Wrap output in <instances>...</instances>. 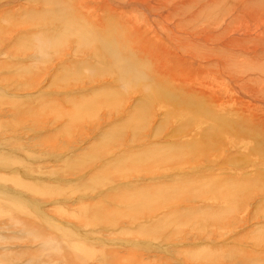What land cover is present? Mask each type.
<instances>
[{
  "label": "rangeland",
  "instance_id": "obj_1",
  "mask_svg": "<svg viewBox=\"0 0 264 264\" xmlns=\"http://www.w3.org/2000/svg\"><path fill=\"white\" fill-rule=\"evenodd\" d=\"M51 1L0 0V264H264V98H254L256 92L264 94L258 81L264 71L256 64L255 77L235 72L240 78L226 74L222 84L224 69L210 67L227 52L235 54V63L243 61L237 56L244 49L240 37L233 34L242 19L236 26L234 17L248 0H238L233 9L226 4L237 0H214V8L209 0L159 1L156 13L169 8L165 17L173 26L168 42L157 32L145 35L139 25L143 12L127 15L131 8L117 6L124 0H106V9L100 0L79 9L83 14L61 0L50 6ZM57 8L65 19L50 15ZM96 15L105 21L102 27ZM250 16L255 28L264 24V16ZM131 17L135 23L124 25ZM231 21L233 29H224ZM188 27L209 31L203 34L206 43L189 37ZM132 28L148 40L146 52L136 51ZM84 33L88 39L79 36ZM263 33L264 26L256 30V36ZM230 38L236 45L211 49ZM252 49L264 63V43ZM158 52L167 67L182 70V78L187 71L190 79L191 73L196 78L210 71L222 77L217 84L204 86L200 77L201 84L190 83L200 95L190 105L183 103L190 107H179L180 98L172 103L171 96L163 97L174 95L178 79L161 86L148 76ZM199 57H205L203 64ZM117 59L124 63L121 70L132 69L127 77L113 66ZM231 82L248 97L231 93ZM248 103L254 106L250 118L242 111Z\"/></svg>",
  "mask_w": 264,
  "mask_h": 264
},
{
  "label": "bare ground",
  "instance_id": "obj_2",
  "mask_svg": "<svg viewBox=\"0 0 264 264\" xmlns=\"http://www.w3.org/2000/svg\"><path fill=\"white\" fill-rule=\"evenodd\" d=\"M48 0H43V3H44V5H46V2H47ZM86 1L90 4L89 6H87L88 4H86V5H84L85 3H86ZM99 1L100 0H61V2H65L66 4V6L67 7H69V9L70 10H72V11H75V13H79V14H81L80 13V10L79 9H89V7H92L94 4H97V3H99ZM101 1H104L105 3H104V8L106 9L107 8V6H108V3H107V1L106 0H101ZM111 1V0H110ZM114 1V0H113ZM118 1V0H117ZM120 1H122L123 2V0H120ZM159 1H163V0H130V1H128V0H124V2L123 3H117V6L119 7V8H124V9H126V8H128V9H132L130 12H129V14L127 13V15H131L132 16V14L133 13H135V12H143V18H144V20L145 21H143L142 22V24H139L141 27H142V29H144V33H145V35L146 34H150V33H152V32H155V34H156V32L157 33H159V34H161V36L165 39L164 41H167L168 40V38H167V35H166V33H167V31H168V29L170 28V29H172L173 28V26H171L170 25V23H168V22H170V21H168L167 20V18L165 17V14L168 12V10H169V8H162V6L164 7V5H163V3H162V6H161V10L162 11H159V13H156V11H157V9H156V7L157 6H159V3H161V2H159ZM194 1H196V0H194ZM198 1V0H197ZM214 0H209V3H210V6H211V4H212V2H213ZM218 1V0H217ZM234 1V0H233ZM239 1H243V0H239ZM239 1L237 0L236 2H231V3H225L226 5H231V6H229V8L230 9H233V7L235 6L236 7V5L237 4H239ZM264 1V0H263ZM50 2V1H49ZM48 2V3H49ZM148 3V5H147V3ZM184 2H185V0H184ZM199 2V1H198ZM220 2V1H219ZM227 2V1H226ZM229 2V1H228ZM240 2V3H241ZM247 2V1H246ZM47 3V4H48ZM54 3H58L57 1H55V0H52L51 1V3H49L50 4V6H53L52 4H54ZM60 3V2H59ZM58 3V4H59ZM82 3V4H81ZM114 3H116V2H114ZM192 3H193V1H192ZM200 3V2H199ZM223 3V2H222ZM234 3V4H233ZM263 2L261 1V0H248V2L247 3H245V1H244V4H245V6L242 8V9H240V7L238 6L237 8L239 9V15L237 14V18H235L234 17V19H237L236 20V26H240L241 25V23H240V20L242 19V25H243V23H244V21L245 22H247L246 23V26H240V27H236V29H235V27L233 26V22L231 21V24L229 25V24H227L226 26H225V28L224 29H226V30H232L233 29V27H234V33L233 34H235V35H239V37H240V39H238V41H237V43L242 47V48H244V49H241V50H239V52L237 53V56L239 57V58H241L242 57V59H243V61L241 62V60H240V64L237 62V63H235L234 62V59H236L235 57H234V55L232 54V53H229V52H227V55H225V53H224V55L223 56H225L226 58H223L222 57V59H220V58H216V59H213V62L212 61H210V62H212L213 64H211L210 65V67L211 66H214V68H215V66H217L218 67V69L219 68H221V69H224L222 72H223V74H222V76L224 77V78H222V80H221V82H222V84H224L226 81H227V75L226 74H231V76H233L234 78H236V79H238V78H240L239 76H241V75H247V73H252V75H250V76H252V77H255V76H253V74L254 73H256V70H253V69H256L255 68V66H257L256 64H260V66L263 68L262 70L264 71V63H262V61L260 60V58L258 57V56H256V54H255V52L253 51V49L252 48H257V44H259L260 45V43L263 45V43H264V33L263 34H259V35H257L256 36V30L257 29H262L263 28V26H264V24L263 23H259V25H257V27L255 28V26H254V22H255V20L253 19V17H251L250 15H252V16H254V17H256V16H260V17H262V16H264V14H261L260 12H263L264 13V4H263V6L261 7L260 5L262 4ZM57 4V5H58ZM102 4V3H101ZM106 4H107V6H106ZM166 4V3H165ZM185 4H186V2H185ZM196 4V3H195ZM202 4V3H201ZM215 4V3H214ZM218 4V3H217ZM56 5V6H57ZM200 4H198V6H199ZM209 5V4H208ZM55 6V5H54ZM196 6H197V4H196ZM195 6V7H196ZM216 6V5H215ZM214 6V7H215ZM259 6H260V8H259ZM60 7V6H59ZM110 7V6H109ZM167 7V6H166ZM180 7V6H179ZM178 7V8H179ZM194 7V6H193ZM193 7H192V9H193ZM203 7V6H202ZM202 7H200L201 9H202ZM211 7H213V6H211ZM213 7V8H214ZM257 7V8H256ZM52 8V7H51ZM50 8V9H51ZM118 8V9H119ZM55 9V8H54ZM58 10H55V12H54V10H52L51 12H49L50 13V15H53V14H55V15H53V17H55V19H58V17H57V15L59 16V15H62V17L64 18V15L63 14H60V12L59 11H61V9H59V8H57ZM68 9V8H67ZM109 9V8H108ZM188 9V8H187ZM192 9H190V10H192ZM211 9V8H210ZM104 10V9H103ZM178 10V9H177ZM196 10V12H197V9H195ZM224 10V9H223ZM235 10V9H234ZM91 11H92V9H91ZM193 11V10H192ZM199 11H201L200 9H199ZM211 11H213V9H211ZM225 11V10H224ZM95 12V11H94ZM177 12V11H176ZM109 13H112L113 14V12H112V10H110L109 9ZM131 13V14H130ZM189 13V12H188ZM191 13H194V12H191ZM207 13V12H206ZM57 14V15H56ZM83 14V13H82ZM105 14V12L103 13V15ZM107 14V13H106ZM124 14V17H126V15H125V13L123 12L122 13V15ZM175 14H177V13H175ZM201 14V13H200ZM248 14H250V15H248ZM108 15V14H107ZM121 15V16H122ZM198 15V14H197ZM207 17H208V15H210V14H205ZM213 15V14H212ZM224 15V14H223ZM34 16V15H33ZM97 16V15H96ZM181 16V20H185L186 18L184 17V16H182V15H180ZM203 16V15H202ZM259 16H258V19H259ZM32 17V16H31ZM50 17V16H49ZM52 17V18H53ZM67 18H68V16H66ZM73 17V16H72ZM75 17V16H74ZM82 17V16H81ZM99 17V18H98ZM117 15L116 16H114V17H111V18H113V21L111 22L112 23V27H113V29H114V26H117V24H116V21H117ZM133 17V16H132ZM132 17L129 19V21L127 22V21H125V23H124V25L126 24V26L127 25H132L133 23H135V22H133V20H132ZM201 17V16H200ZM205 17V16H204ZM206 17V19H208ZM214 17H216V14L214 15ZM35 18H38V20H44V18H42V17H35ZM96 18V21H98L99 22V24H98V26L100 25L101 27H102V25L101 24H105V21L104 20H102V18L100 17V16H97V17H95ZM94 18V19H95ZM185 18V19H184ZM65 19V18H64ZM74 19V21H75V19L76 18H73ZM174 19V18H173ZM194 19V18H193ZM205 19V20H206ZM216 19V18H215ZM214 19V20H215ZM70 20H72V19H70ZM77 20H78V17H77ZM80 20V19H79ZM116 20V21H115ZM125 20H127V17H126V19ZM141 20V19H140ZM175 20V19H174ZM180 20V21H181ZM168 21V22H167ZM176 21V20H175ZM221 21V20H220ZM220 21H219V23H220ZM139 22V21H138ZM210 22V21H209ZM97 23V22H96ZM194 21H193V25H194ZM197 23V22H196ZM208 23V22H207ZM218 23V22H217ZM172 24V23H171ZM174 24V23H173ZM178 24V23H177ZM191 24V23H190ZM190 24H188V25H190ZM201 24H202V22H201ZM204 24V23H203ZM206 24V23H205ZM216 24V23H215ZM120 25V28H125V26L123 25V24H119ZM198 25V24H197ZM217 25V24H216ZM220 25V24H219ZM196 26V25H195ZM195 26H192L193 28L195 27ZM202 26V28H203V25H201ZM96 27V26H95ZM108 27V26H107ZM168 27V28H167ZM172 27V28H171ZM180 27V26H179ZM184 27V26H183ZM205 27V26H204ZM206 27H207V25H206ZM205 27V28H206ZM66 28H69V27H66ZM110 28V27H109ZM116 28V27H115ZM175 28V27H174ZM190 29L189 27H188V29H186L187 30V32H189V34H187V33H185V34H187L189 37H191L192 39H194L195 41H200V40H205V43H206V39H208V38H205L204 36H203V34H205V33H207V32H209V31H206V29H204L203 31H200L199 29V31L198 30H196V29ZM197 28V27H196ZM218 28V27H217ZM105 29V28H104ZM111 29V28H110ZM133 30H134V32L137 34H135L136 36H135V38L137 39V41L134 43L133 41V43H134V45H136V51L137 52H142V49L146 52L147 50H148V44H147V42H148V40H147V42H146V40H144V39H142V35H141V37L139 36L140 35V33H139V29L138 30H136V29H134V28H132ZM209 29H212V28H210L209 27ZM220 30H221V28H219ZM254 29V32H251L252 30ZM84 30V29H83ZM126 30V29H125ZM128 30V29H127ZM215 30V29H214ZM219 30V31H220ZM226 30H225V32H223V33H221V34H219V35H225L226 34ZM111 31V30H110ZM113 31H115V30H113ZM116 31H117V29H116ZM171 31V30H170ZM174 31V30H173ZM44 32V31H43ZM66 32H68L69 33V30H67ZM66 32H65V35H66ZM84 32H86V31H84ZM112 32V31H111ZM180 32V31H179ZM169 33V32H168ZM89 34V33H88ZM88 34L86 35V33H84V34H80L79 36L82 38V37H86L87 38V36H88ZM127 34L128 35H130V38L132 39V32H130V31H128L127 32ZM154 34V35H155ZM173 35H174V33H172ZM252 34H253V36L255 35V37H252ZM64 34H62V36H63ZM64 35V36H65ZM70 35V34H69ZM180 35V34H179ZM178 35V36H179ZM184 35V34H183ZM228 35V34H227ZM231 35V34H230ZM175 36H177V35H175ZM38 37V36H37ZM56 37V36H55ZM91 37V36H90ZM125 37H127V36H125ZM168 37H170V36H168ZM174 37V36H173ZM181 37H182V35H181ZM41 38V37H40ZM51 38V37H50ZM64 38V37H63ZM79 38V37H78ZM134 38V37H133ZM147 38V37H146ZM176 38V37H175ZM179 38V37H178ZM235 38H237V37H235ZM44 39V38H43ZM88 39V38H87ZM86 39V40H87ZM128 39V38H127ZM135 39V40H136ZM150 39V38H149ZM182 39V38H181ZM212 39V38H211ZM217 39V38H216ZM225 39V38H224ZM231 39V38H230ZM38 40V39H37ZM45 40H46V38H45ZM50 40V39H49ZM49 40H48V42H45V43H49ZM85 40V39H84ZM83 40V41H84ZM85 40V41H86ZM189 40V39H188ZM84 41V42H85ZM181 41V40H180ZM184 43H185V41L184 40H182ZM81 42V41H80ZM168 42V41H167ZM202 42V41H201ZM86 43H87V41H86ZM92 43V42H91ZM153 43V42H152ZM171 43V42H170ZM204 43V44H205ZM233 43H234V39H231V40H229V42H227V43H225V45H223V46H220V48L218 49H216V48H211L213 51H215V50H217V51H222V49H229V47H231V46H233ZM50 44V43H49ZM84 44V43H83ZM82 44V45H83ZM151 44V43H150ZM189 44V43H188ZM213 44V43H212ZM235 44V43H234ZM80 45H81V43H80ZM80 45H79V47H80ZM99 45H101L102 47V50H108V44H107V42L106 43H103V42H101V44H99ZM138 45H139V47H138ZM167 45V44H166ZM218 45V44H217ZM236 45V44H235ZM85 46H87L86 44H85ZM84 46V47H85ZM90 46V45H89ZM89 46H88V49H89ZM92 46V45H91ZM177 46V45H176ZM180 48H183V46H182V44H181V42H179V45H178ZM248 46H250V48L249 49H247L248 48ZM135 47V46H134ZM211 47V46H210ZM81 48V47H80ZM86 48V47H85ZM91 48H94L93 46L91 47ZM157 48V47H156ZM202 48V47H201ZM95 49H97V47L95 48ZM99 49V48H98ZM149 49H150V47H149ZM90 50V49H89ZM92 51V50H91ZM133 51V50H132ZM152 51H154V50H152ZM182 51V50H181ZM187 51V53L189 54L190 53V51L189 50H187V49H185L184 48V52H186ZM258 51V50H257ZM256 51V52H257ZM90 52V51H89ZM207 52V51H206ZM224 52V51H223ZM234 52V51H233ZM236 52V51H235ZM234 52V53H235ZM126 53V52H125ZM172 53V52H171ZM207 53H209V52H207ZM147 54V53H146ZM153 54V53H152ZM187 54V55H188ZM137 55V54H136ZM172 55H174V54H172ZM177 55V54H176ZM208 55V54H207ZM170 56V55H169ZM261 56V55H260ZM264 56V54L261 56V57H263ZM174 57V56H173ZM172 57V58H173ZM178 56H176V58H177ZM197 57V56H196ZM196 57H194L193 56V58H196ZM152 58L154 59L153 60V64L151 65L152 67H151V69H149V70H147L148 71V76L152 79V81L151 82H155V84H158V85H161L162 86V81H163V84L164 85H166L167 84V82H166V79H172L173 81H175L176 79H178L177 81L178 82H176L177 83V85L175 86L176 88H174L173 89V91H172V89H171V91L172 92H174V95L172 94V95H168V94H165V95H163V97L164 98H166V100H167V98L168 97H170L171 96V98H170V102H172V103H174V99H176V98H180L181 99V103H179V107H181V106H183V105H185L186 103L187 104H189L191 101H193L192 100V98H193V96L194 95H200L199 93H198V91H197V88L195 89V88H193V86L191 85L190 86V83H192L193 85L194 84H197L198 82H197V80L196 79H198L199 77H200V81L202 82V84L204 85V83L205 84H207L208 82H215V84H217L218 82H219V80H220V78L222 77H216L215 75H214V73H212L211 71H210V73H203L202 75H199V77L198 76H196V78H195V75L193 74V73H191V79H190V74H189V71H187L186 72V74H185V77L184 78H182L181 77V74H182V70H180L178 67L175 69V67L174 66H176L175 64H174V70L172 69L173 67H170L169 65V67H167V65H166V62L167 61H162V54H161V52H158V53H154V55L152 56ZM179 58V57H178ZM186 58V57H185ZM181 59V58H180ZM199 59H200V62L203 64L204 63V61H205V57L203 58L202 57V60H201V58L199 57ZM261 59H263V58H261ZM123 60V59H122ZM182 60H183V58H182ZM196 60V59H195ZM204 60V61H203ZM248 60L249 61H251L250 62V64L248 63ZM118 61V62H117ZM117 61L115 60L114 61V65L113 66H117L118 68H119V70L122 72L121 73V76H123V78L124 77H127L126 75L128 74V72L129 71H132V69H130L129 67V69L128 70H126L125 68H124V70H126V71H124V70H121V67H122V64H124V63H121L120 61H119V59H117ZM139 61V60H138ZM145 61H147V63L149 62L148 61V59L147 60H145ZM177 62H178V60H176ZM185 61V60H184ZM196 61H198V60H196ZM123 62V61H122ZM193 65H194V62H193V60H191L190 61ZM126 63V62H125ZM152 63V62H151ZM169 63V62H168ZM196 63V62H195ZM235 63V64H234ZM129 64V63H128ZM128 64H125L126 66L128 65ZM185 64V63H184ZM242 64V65H241ZM249 64V65H248ZM124 65V66H125ZM198 65V64H197ZM208 65V64H207ZM237 65V66H236ZM241 65V66H240ZM81 66V65H80ZM129 66V65H128ZM205 66V65H204ZM259 66V65H258ZM148 67H150V66H148ZM181 67H183V66H181ZM186 67V66H185ZM188 67V66H187ZM76 68V67H75ZM189 68H191V67H189ZM189 68L187 69V70H189ZM206 68V67H205ZM123 69V68H122ZM215 69H217V68H215ZM220 69V70H221ZM212 71H213V68L211 69ZM259 70H260V68H259ZM258 70V71H259ZM136 71V70H135ZM138 71V70H137ZM143 71V70H142ZM195 71V70H194ZM193 71V72H194ZM198 71V70H197ZM207 71H208V69H207ZM230 71H231V73H230ZM217 72V71H216ZM239 75L238 77H237V75H236V73ZM125 75H124V74ZM140 73V72H139ZM195 73V72H194ZM16 74V73H15ZM197 74V73H196ZM102 75V74H101ZM134 75V74H133ZM264 75V74H263ZM135 76V75H134ZM141 76V75H140ZM173 76H175V78H173ZM215 76V77H214ZM230 75H228V77H229ZM256 76H258V75H256ZM33 77V76H32ZM138 77V76H137ZM149 77H147V78H149ZM162 77H163V79H162ZM249 77V76H248ZM248 77H246V79L248 78ZM251 77V78H252ZM133 78V77H132ZM136 78V77H135ZM149 78V79H150ZM188 78V79H187ZM243 78V77H242ZM259 78H261V76H259ZM258 78V81L259 82H261L262 84L264 83V78L261 80V79H259ZM140 79V78H139ZM139 79H134L135 81H137V80H139ZM127 80V79H126ZM141 80V79H140ZM229 80V79H228ZM240 80V79H239ZM243 80V79H242ZM255 80V79H254ZM132 81H133V79H132ZM142 81V80H141ZM204 81H207V82H204ZM170 82V81H169ZM240 82V81H239ZM250 82V81H249ZM135 83V82H134ZM137 83V82H136ZM234 83V82H233ZM233 83L231 82V88H232V91H231V93H233V94H235V95H237V96H239L240 98L242 97V94L243 95H245L246 94V92H247V90L246 91H243V90H241L240 88H238L237 87V84H236V87L233 85ZM236 83H237V81H236ZM198 84H201V83H198ZM239 84V83H238ZM249 84V83H248ZM259 85H260V83H258ZM203 85H201V86H203ZM210 85V84H209ZM167 86V85H166ZM169 86V85H168ZM171 86V85H170ZM205 86V85H204ZM208 86V85H207ZM217 86V85H216ZM241 86H243V84L241 85ZM248 86H250V85H248ZM195 87V86H194ZM217 87H219V86H217ZM228 87V86H227ZM251 87V86H250ZM254 87V86H253ZM253 87L250 89V91L252 92V90H253ZM256 87H258V86H256ZM260 87H261V85H260ZM259 87V88H260ZM199 89V88H198ZM201 89V88H200ZM208 90V89H207ZM211 90H212V88H211ZM213 90H215V89H213ZM227 90H228V88H227ZM261 90V89H260ZM259 90V91H260ZM216 91V90H215ZM220 91V90H219ZM218 91V92H219ZM249 91V90H248ZM153 92V91H152ZM210 92V91H209ZM217 92V91H216ZM221 92V91H220ZM219 92V93H220ZM226 92V91H225ZM263 92V91H262ZM159 93V92H158ZM157 92H156V95L158 94ZM224 93V92H223ZM161 95L159 96V97H161L162 98V93H160ZM137 95V94H136ZM152 95V93H149V95L148 96H151ZM154 96H155V93H154ZM208 96V95H207ZM213 96V95H212ZM246 97H248V92H247V94L245 95ZM249 96H250V93H249ZM202 97V96H201ZM204 97V96H203ZM252 97H254V96H252ZM260 97H262V99L264 98V94L263 93H261V92H256L255 93V97L254 98H260ZM212 98V97H211ZM198 99V98H197ZM235 99H237V97L235 98ZM240 100V99H239ZM245 100V99H244ZM243 101V100H242ZM255 101V100H254ZM177 102V101H176ZM175 102V103H176ZM194 102V101H193ZM234 102V101H233ZM244 102V101H243ZM242 102V103H243ZM183 103H185V104H183ZM238 103V102H237ZM245 103V102H244ZM253 104H255L256 106H257V103H253ZM190 105V104H189ZM189 105H185V106H187V107H190ZM210 105H211V103H210ZM214 105V104H213ZM243 105V104H242ZM164 106V105H163ZM252 105H250L249 103H248V105H246V107L247 108H249V109H247V108H244V109H242V111L243 112H246L247 113V117H249L250 118V116H252V113L254 112L253 111V109H251L250 107H251ZM255 106V107H256ZM260 106H262V105H260ZM259 106V107H260ZM243 107V106H242ZM241 107V108H242ZM252 107H254V106H252ZM258 107V106H257ZM169 108V107H168ZM178 108V107H177ZM186 108V107H185ZM178 109H180V108H178ZM260 109V108H259ZM188 110V109H187ZM250 110V111H249ZM263 110V109H262ZM186 111V110H185ZM208 111V110H207ZM239 112V111H238ZM211 113V112H210ZM171 114V113H170ZM207 114V113H206ZM74 115V114H73ZM212 114H210V116H211ZM263 115V114H262ZM199 116V115H198ZM208 116V115H207ZM261 116V115H260ZM206 117V116H205ZM245 118V117H244ZM248 118V119H249ZM252 118V117H251ZM205 119V118H204ZM253 119V118H252ZM251 119V120H252ZM241 120V119H240ZM243 120H245V119H243ZM177 121V120H176ZM197 121V120H196ZM204 121V120H203ZM203 121H201V123L203 122ZM206 121H208L207 120V118H206ZM249 121H250V119H249ZM191 122V121H190ZM205 122V121H204ZM256 122V121H255ZM172 123V122H171ZM188 123V122H187ZM192 123V122H191ZM200 123V124H201ZM206 123V122H205ZM250 123V122H249ZM249 123H248V125H249ZM261 123V122H260ZM190 124V123H189ZM203 124V123H202ZM209 124V122L207 123V125ZM246 124H247V122H246ZM152 125V124H151ZM185 125V124H184ZM206 125V126H207ZM211 126H212V124H210ZM257 125V124H256ZM261 125V124H260ZM237 126V125H236ZM213 127V126H212ZM212 127H210V128H212ZM246 127H248V126H246ZM252 127H255V125L253 124V123H251L250 124V130L252 129ZM183 128V127H182ZM207 128V127H206ZM209 128V127H208ZM214 128V127H213ZM221 127L219 126L218 127V131H220L219 129H220ZM186 129V128H185ZM247 130H248V128H246ZM114 130H118L117 128H114ZM120 130V129H119ZM205 130V129H204ZM228 129H226V131H227ZM238 130V129H237ZM236 130V131H237ZM182 131V130H181ZM206 131V130H205ZM209 131V130H208ZM208 131H206V132H208ZM213 131V130H212ZM234 131H235V129H234ZM214 132V131H213ZM248 132H250V131H248ZM205 133V132H204ZM209 133H211V131L209 132ZM230 133V132H229ZM236 133V132H235ZM235 133H233V135L235 134ZM247 133V132H246ZM245 132L244 133H242V135H243V137H245V136H250V134H246ZM206 134V133H205ZM231 134V133H230ZM239 134H241V133H239ZM232 135V134H231ZM237 135H238V133H237ZM238 136H241V135H238ZM208 137H210V136H208ZM246 138H248V137H246ZM251 138H253V137H251ZM103 139V138H102ZM209 139H213L212 137L211 138H209ZM238 139H240V138H238ZM250 139V138H249ZM259 141V140H258ZM14 144V143H13ZM210 144V143H209ZM208 144V145H209ZM192 145V144H191ZM196 145V144H195ZM194 145V146H195ZM204 147V146H203ZM149 148V147H148ZM152 149V148H151ZM142 151V150H141ZM140 150H139V152H141ZM146 152H144V154H145ZM143 154V153H142ZM141 154V155H142ZM150 154V153H149ZM140 155V156H141ZM137 156H138V154H137ZM184 156V155H183ZM186 156V155H185ZM1 157V156H0ZM5 157V156H4ZM3 157V158H4ZM246 158V157H245ZM242 159H244L243 157H242ZM1 160H3L2 158H1ZM249 160V159H248ZM139 161V160H138ZM246 161H247V159H246ZM248 163V162H247ZM145 165V164H144ZM142 167V166H141ZM10 175L11 174H14V173H9ZM7 175V174H6ZM95 179V178H94ZM92 183V182H91ZM87 184H89V183H87ZM18 186H20L21 188H24V189H26V190H28L29 189V186H27L24 182H22L21 181V183H20V181L18 182V184H17ZM18 186H16V187H18ZM92 186V185H91ZM93 187V186H92ZM4 188V187H3ZM19 188V187H18ZM40 188V187H39ZM86 188V187H85ZM88 189H90L89 187H87ZM5 190V189H4ZM44 191V190H43ZM47 191V190H46ZM145 191V190H144ZM5 192V191H4ZM30 192H34L35 194H37V192H35V191H30ZM6 193V192H5ZM47 193V192H46ZM145 193V192H144ZM10 194V193H9ZM13 194V193H12ZM18 194V193H17ZM17 194H16V197H17ZM61 194V193H60ZM8 195V194H7ZM41 195V193L40 194H38V196H40ZM45 195V194H44ZM37 196V195H36ZM41 196H43V194L41 195ZM45 196H47V194L45 195ZM10 197V196H9ZM15 197V198H16ZM6 198V197H5ZM18 198V197H17ZM24 199V198H23ZM28 199V198H27ZM120 199V198H119ZM30 200V199H29ZM23 202V201H22ZM29 202H31V201H29ZM9 203V202H8ZM15 203H18V201H16ZM25 203V202H24ZM28 203V202H27ZM26 203V204H27ZM33 204H35V203H33ZM37 204V203H36ZM59 204V203H58ZM32 205V204H31ZM39 205V204H38ZM1 206V205H0ZM11 206H13V205H11ZM58 206V205H57ZM91 206V205H90ZM23 208V207H22ZM24 209V208H23ZM8 210V209H7ZM29 210V209H28ZM41 210V209H40ZM61 210V209H60ZM2 212V211H1ZM24 212V211H23ZM37 212V211H36ZM40 213H38V215H39ZM65 214V213H64ZM35 215V214H34ZM10 216V215H9ZM11 216H12V214H11ZM64 216V215H63ZM95 216H96V214H95ZM97 216H99L98 214H97ZM24 217V216H23ZM32 217V216H31ZM35 218H36V216H34ZM34 217L32 218V219H34ZM106 217V216H105ZM26 218V217H25ZM28 218H30V217H28ZM97 218V217H96ZM178 218V217H177ZM93 219V218H92ZM35 220V219H34ZM40 221H43V220H41V219H39ZM94 220V219H93ZM97 220V219H96ZM19 221V220H18ZM39 221V222H40ZM56 220H54L53 222H55ZM98 222V221H97ZM68 223V222H67ZM21 224V223H20ZM39 225V224H38ZM1 227V226H0ZM72 227V226H71ZM185 227V226H184ZM32 230V229H31ZM35 232V231H34ZM77 232H79V231H77ZM139 232V231H138ZM92 233V232H91ZM142 234V233H141ZM148 241V240H147ZM156 244V243H155ZM117 245V244H116ZM120 245H122V243H120ZM137 246H138V244H137ZM148 246L149 247H153V246H155V245H153V243H148ZM58 247V246H57ZM141 247V246H140ZM156 247H158V248H156ZM155 247V249H157L158 251L159 250H161L162 248L161 247H159V246H156ZM143 248V247H142ZM147 249V248H146ZM94 254V253H93ZM92 255V254H91ZM192 255V254H191ZM90 256V255H89ZM194 256V255H193ZM91 257V256H90ZM135 260V259H134ZM1 262V261H0ZM3 262V261H2ZM150 262V261H149ZM8 264H11V263H8Z\"/></svg>",
  "mask_w": 264,
  "mask_h": 264
}]
</instances>
